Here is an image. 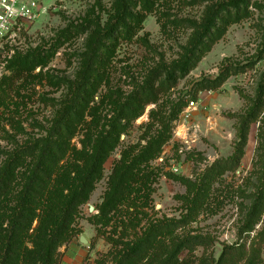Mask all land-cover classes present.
Wrapping results in <instances>:
<instances>
[{
  "label": "rangeland",
  "instance_id": "rangeland-1",
  "mask_svg": "<svg viewBox=\"0 0 264 264\" xmlns=\"http://www.w3.org/2000/svg\"><path fill=\"white\" fill-rule=\"evenodd\" d=\"M130 1L136 22L130 23L129 31L105 44L90 86L81 93L83 101L78 113L83 115V122L71 141L64 137L68 148L58 168L71 167L73 178L78 176L77 169L84 166L76 154H92L96 140L107 132L113 133L114 124L120 119L118 107L144 88L154 68L180 59L193 35L190 23H200L209 5V0ZM43 5L47 13L13 41L5 40L0 49V98L5 103L0 106V174L8 163L16 165L8 199L0 213V224L4 226L11 210L17 207V195L38 163L44 143L62 140L51 136L56 117L69 96L70 83L81 81L88 36L82 32L83 21L94 12L105 23L115 13L114 0H43ZM220 27L222 37L211 51L201 57L188 75L179 77L174 88H163L160 100L145 107L109 154L88 203L79 209L73 224L76 236L58 250L61 264H95L109 253L111 245L105 239L109 228L101 229L96 216L109 190L114 166L126 151L134 150L137 154L146 146L148 140L143 138L148 134L150 113L155 111L168 117L175 104H179L181 112L173 123L172 140L154 163L160 168V178L153 186L152 207L147 214L150 221H186L161 242L173 249L187 238L205 239L204 244L186 246L176 264H200L212 256L218 259L225 245L234 244H246L248 250L255 244L264 258V244L260 241L264 239L260 235L264 230V207L251 232L244 226L250 207L247 196L254 194L252 185L259 184V174L254 172L259 123L251 127L240 168L222 171L215 182L203 183L209 186V190L205 188L208 196L197 205L184 182L169 176L198 183L216 161L232 154L236 121L229 115L244 113L264 79V0H248L238 13L231 10ZM23 60L43 63L19 72L17 66ZM222 75L225 80L217 91L198 92L194 87L199 80ZM156 86L160 88L159 83ZM192 102L196 109H189ZM24 147H35V155H22ZM63 187L66 189L60 196L71 189ZM90 206L94 207L93 212ZM38 224L36 219L30 234ZM146 224L147 220L143 225ZM81 236L88 239V245L80 243ZM168 255L166 252L165 256Z\"/></svg>",
  "mask_w": 264,
  "mask_h": 264
},
{
  "label": "trees",
  "instance_id": "trees-1",
  "mask_svg": "<svg viewBox=\"0 0 264 264\" xmlns=\"http://www.w3.org/2000/svg\"><path fill=\"white\" fill-rule=\"evenodd\" d=\"M208 2L209 5L201 22H192L189 25L193 29V35L184 49V54L171 64L162 63L154 68L144 88L118 107L120 118L118 121L126 123H115L113 135L107 132L98 141L96 140L92 154L87 152L76 154L80 156L84 166L77 169L79 171L72 168V171H77L78 174L73 178L71 167L66 166L59 170L58 164L59 160L65 157L64 152L68 148V141L64 137L67 136L71 141L78 125L83 122V115L78 113L82 106L80 102L83 101L81 93L90 86L89 80L96 73L99 54L105 50V44L111 42L116 35L129 31L130 23L136 20V17L130 7V0H114L115 13L107 22L103 23L94 12L83 21L82 32L88 36L81 81L70 83L69 96L56 117L51 136L62 140L58 143H44L38 163L26 178L23 190L17 195V207L11 210L9 217L7 216V225L0 224V264H61L58 250L69 244L76 236L77 231L73 228V224L79 209L88 203L102 166L109 154L119 145L122 135L127 133L130 123L141 117L146 106L156 104L160 100L163 88H174L179 77H185L190 73L201 57L210 52L221 39L220 25L223 17L229 15L231 10L238 13L248 0H209ZM42 63L37 60L31 63L23 60L17 68L21 72L26 71L27 66H31L32 70ZM240 70L245 71L244 68ZM224 80L223 75L215 79L206 78L197 81L194 87L198 92L217 91ZM156 83H159L160 88ZM244 99L248 100L246 97ZM248 102L249 107L243 114L229 115V118L236 121V140L229 157L216 161L198 183L172 174L169 176L184 182L187 190L193 195L192 202L197 205L200 200L208 196L206 189L209 190V186L205 187L203 183L215 182L222 171H237L240 168L246 154L251 127L259 123L258 149L254 164V172L256 175L259 174L256 178L259 184L252 185L255 188L254 194L247 196L250 207L244 225L245 229L251 232L264 207V116L262 117L264 79L257 86L255 98L249 99ZM4 104L0 98V106ZM178 106L179 104H175L168 117L152 111L151 122L147 125L148 134L143 138L148 140L146 146L137 154L134 150L126 151L114 166L109 178V190L96 216L97 224L101 225V229L109 228L105 239L111 245V250L95 264H109L110 259L111 264H176L186 246L195 242L204 244L205 239L191 237L170 249L161 241L186 220L151 219L150 221L147 214L152 207V195L155 192L153 186L160 178V168L155 167L154 163L162 156L165 146L173 138V123L178 120L181 112ZM155 127L154 133H151L152 128ZM20 152L22 155H35L36 151L35 147L28 149L24 147ZM59 153L63 155L59 156ZM15 166L12 162L8 163L0 174V213L8 199ZM52 179L54 183L51 185ZM64 185L71 189L67 195L60 196L59 193L66 189ZM242 194L243 197L244 193ZM36 219L39 220V224L34 233L30 234ZM145 220L147 224L143 225ZM260 235L264 237V230ZM260 241L264 244V239ZM29 244L32 248L28 247ZM166 252H169L167 257ZM200 264H264V258L261 248L255 244L249 250L246 244H234L225 245L218 259L212 256L209 260H202Z\"/></svg>",
  "mask_w": 264,
  "mask_h": 264
},
{
  "label": "built area",
  "instance_id": "built-area-1",
  "mask_svg": "<svg viewBox=\"0 0 264 264\" xmlns=\"http://www.w3.org/2000/svg\"><path fill=\"white\" fill-rule=\"evenodd\" d=\"M46 13L43 0H0V49L5 40L13 41ZM196 108V103L192 102L189 109Z\"/></svg>",
  "mask_w": 264,
  "mask_h": 264
},
{
  "label": "water",
  "instance_id": "water-1",
  "mask_svg": "<svg viewBox=\"0 0 264 264\" xmlns=\"http://www.w3.org/2000/svg\"><path fill=\"white\" fill-rule=\"evenodd\" d=\"M93 211H94V207L90 206V212H93ZM79 241L82 245H88L89 244L88 239L84 236H81Z\"/></svg>",
  "mask_w": 264,
  "mask_h": 264
},
{
  "label": "crops",
  "instance_id": "crops-1",
  "mask_svg": "<svg viewBox=\"0 0 264 264\" xmlns=\"http://www.w3.org/2000/svg\"><path fill=\"white\" fill-rule=\"evenodd\" d=\"M73 246H71V248H72Z\"/></svg>",
  "mask_w": 264,
  "mask_h": 264
}]
</instances>
